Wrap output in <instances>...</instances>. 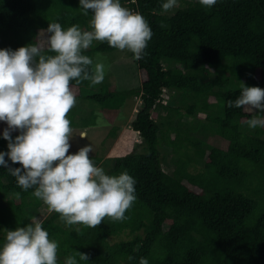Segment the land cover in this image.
I'll list each match as a JSON object with an SVG mask.
<instances>
[{
	"label": "trees",
	"instance_id": "16d2710c",
	"mask_svg": "<svg viewBox=\"0 0 264 264\" xmlns=\"http://www.w3.org/2000/svg\"><path fill=\"white\" fill-rule=\"evenodd\" d=\"M120 2L142 14L153 32L146 55L135 59L141 85L118 90L108 82L91 97L113 122L122 107L128 117L140 96L132 127L142 137L135 142L141 148L110 155L109 162L100 152L89 156L106 174L133 176L137 199L123 221L69 226L52 211L35 215L32 208L42 209L43 202L34 189L24 191L0 166V197L8 195L7 204L0 203V247L7 231L41 222L58 242V264L77 251L89 254L88 261L76 256L78 264H139L141 257L149 264H264V128H241L264 114L226 103L244 85L264 88V0H217L211 8L178 0L167 13L165 0ZM92 16L91 10L83 14L79 0H0V49L41 45L52 55L49 23L91 30ZM111 50L107 42L94 41L82 54L93 60L95 51ZM90 84L74 80L71 88L80 97ZM198 112L214 126L207 139L200 120L184 119ZM6 128L0 121L2 152L8 151ZM117 129L114 125L111 135ZM10 131L13 140L20 134ZM164 144L175 154L172 172L165 169ZM5 159L9 168L21 167Z\"/></svg>",
	"mask_w": 264,
	"mask_h": 264
},
{
	"label": "clouds",
	"instance_id": "9594fccd",
	"mask_svg": "<svg viewBox=\"0 0 264 264\" xmlns=\"http://www.w3.org/2000/svg\"><path fill=\"white\" fill-rule=\"evenodd\" d=\"M199 3L211 8L217 0ZM79 4L84 15L89 10L93 13L91 30H81L76 24L65 29L58 22L49 23L47 51L54 54L32 44L16 50L0 49V121L8 125L3 137L9 141L8 151H0V166L8 168L24 191L34 189L33 196L67 225L94 228L105 218H127L125 213L137 199L136 180L127 172L106 174L89 156L91 145L69 153L73 129L68 114L77 102L71 82H103L104 65L96 63L92 68L93 60L82 54L94 41L130 51L140 60L153 32L142 14L122 6L120 0H79ZM177 6L178 0H165L162 12ZM226 103L229 108L264 114V88L244 85L239 96ZM247 125L264 128V116H254ZM16 129L20 134L13 140L10 130ZM5 156L21 167L9 168ZM16 195L19 198L20 194ZM76 256L80 261L89 260L88 253L77 251L65 264H78ZM0 264H58V242L49 238L41 222L9 230L0 247ZM139 264L149 262L141 257Z\"/></svg>",
	"mask_w": 264,
	"mask_h": 264
},
{
	"label": "rangeland",
	"instance_id": "374dc122",
	"mask_svg": "<svg viewBox=\"0 0 264 264\" xmlns=\"http://www.w3.org/2000/svg\"><path fill=\"white\" fill-rule=\"evenodd\" d=\"M93 55V67L96 63H102L104 65V80L102 83L97 85H84L82 87V95L80 97H76L77 102L73 110L74 112L68 114V118L72 122L71 127L73 129L69 153L77 152L79 148L85 145H91L93 151L90 153L100 152L103 157L102 161L105 162V160H107L109 162L107 158H109L110 155L120 154L141 148L135 142H140L142 137L137 132L134 134L132 122L136 116L135 111L139 109L140 105H142V100L140 96H138V98L136 96V104L133 103L134 105H132V109L128 117L127 110H125V107H122L121 112L118 116H116L114 119L115 121L112 122L102 111V105L100 102L91 96L101 92L105 84L108 82L115 83L118 90L140 86L141 75L138 63L133 58V54L130 51H120L117 49L111 51H95ZM238 84L239 82L237 81L232 84V87L237 86ZM175 98L176 100L178 99V94H175ZM131 104L132 101L128 100L127 107ZM158 110L160 113L165 114V111H162V107ZM184 119L187 121H191L193 119L200 120L201 129L205 130L204 139H207L209 135L214 133L213 124L199 112L194 116H185ZM84 120H95V122L85 124ZM114 125H117L118 129L116 130V134L111 135ZM241 128L245 131L249 130L246 123L243 124ZM81 133L85 135L84 138L80 137ZM163 148L167 151L165 169L172 172L175 167V163L173 162L175 154L171 151L167 144H164ZM6 196L8 195L6 194L4 197H0L1 205L7 204ZM46 208H48L47 205L43 203L42 209L34 206L32 211H34L35 215L40 213L43 218L50 212V210L48 209L47 211Z\"/></svg>",
	"mask_w": 264,
	"mask_h": 264
},
{
	"label": "built area",
	"instance_id": "2783aa9c",
	"mask_svg": "<svg viewBox=\"0 0 264 264\" xmlns=\"http://www.w3.org/2000/svg\"><path fill=\"white\" fill-rule=\"evenodd\" d=\"M133 10V9H132Z\"/></svg>",
	"mask_w": 264,
	"mask_h": 264
}]
</instances>
